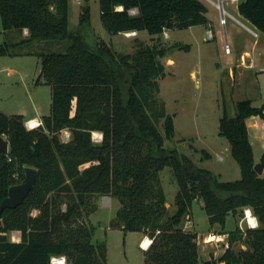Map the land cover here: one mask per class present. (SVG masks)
Listing matches in <instances>:
<instances>
[{
	"label": "trees",
	"instance_id": "obj_1",
	"mask_svg": "<svg viewBox=\"0 0 264 264\" xmlns=\"http://www.w3.org/2000/svg\"><path fill=\"white\" fill-rule=\"evenodd\" d=\"M239 11L264 32V0H240ZM208 12L202 0H100V18L110 33L146 30L160 40L168 28L209 24ZM69 15V0H0L3 29L29 32L0 42V56L31 54L17 48L37 41H68L65 50L38 52L37 82L52 86L43 125L29 129L23 114L0 110V136L10 144L8 152L0 150V204L17 183L15 172L24 179L26 166L38 169L25 200L0 214V264H54V256H65L67 264H108L107 242L95 239L96 226L87 219L102 196L120 203L114 226L151 237L146 264H264V175L254 168L246 123L252 115L264 118V104L241 99L235 116L221 117V134L242 176L220 180L165 145L175 134L174 117L159 99V79L166 74L160 57L167 48L124 53L104 39L90 44L83 34L69 31ZM90 23L87 5L79 24ZM64 129L71 132L67 140ZM94 131L103 133L101 141L93 139ZM166 167L179 186L174 211L161 177ZM196 199L203 200L212 225L224 226L229 214L242 217L251 208L260 227L238 224L228 231L223 253L204 258L198 232L184 227ZM13 231L20 240L12 239ZM237 242L245 247L235 249Z\"/></svg>",
	"mask_w": 264,
	"mask_h": 264
},
{
	"label": "rangeland",
	"instance_id": "obj_2",
	"mask_svg": "<svg viewBox=\"0 0 264 264\" xmlns=\"http://www.w3.org/2000/svg\"><path fill=\"white\" fill-rule=\"evenodd\" d=\"M202 1L208 6V15L214 20L210 21V25L168 28V34L163 32L160 40L146 30L133 35H127V32L110 33L100 18V0H69V31L83 34L90 44H96L98 40L104 39L118 52L134 53L139 48L154 45L158 48H167L165 56L160 57L165 65L166 74L159 79V99L165 102L167 112L174 117L175 134L172 138H166V147L176 148L180 153L188 155L197 165L212 170L220 180H237L242 176L241 167L231 154L228 138L221 134L220 119L225 112L229 116H235L237 101L245 98L248 93L243 89L244 82L240 80L241 77L238 73L234 76L227 65L229 54L225 49L224 32L221 31L218 37H215V31L213 38L208 36V29L213 28V23L223 30V24L219 21L221 11L214 3L218 0ZM87 5L90 6L91 23L80 25V17ZM226 7L230 9L229 5ZM2 29L0 16V42H3L5 37L1 32ZM247 33L240 34L239 40L245 39ZM64 43L67 45L68 41H37L17 48L30 49L31 54L5 56V59H13L17 63V65L11 64V67L24 73L27 71L29 76L26 80H10L7 83L4 78L6 72L0 75L1 109L8 114L25 113L26 118L34 115L43 118L50 113L52 86L46 82H37L41 71V57L38 52L65 50ZM171 59L174 63L170 62ZM159 124L164 131L163 122ZM255 128L261 129L260 135L264 139V126H251L253 133ZM69 133H71L69 129H64L61 133L62 138H68L66 134ZM4 137L7 138L6 135ZM263 142L261 138L254 139L252 146L256 159L263 154ZM204 151L209 155L207 156ZM14 176L16 184L23 182L20 171L15 172ZM161 177L167 193V204L171 211H174L178 183L169 167L161 172ZM119 207L120 203L116 198L107 196L99 198L97 209L87 218L96 226L95 239L107 242L108 264H146L145 250L140 243L142 234L138 231H125L122 227L112 224ZM245 211L242 217L229 214L225 225L216 223L217 228L228 232L235 229L242 221L246 229L248 219ZM184 227L199 231L198 243L202 257L206 258L209 254L218 251L220 255L225 250L227 238L205 240L211 234L220 233L210 229L212 225L202 199L193 202L192 211L185 217ZM14 236H20L19 231H13L12 239ZM241 246L245 247L241 242L234 244L235 249Z\"/></svg>",
	"mask_w": 264,
	"mask_h": 264
},
{
	"label": "crops",
	"instance_id": "obj_3",
	"mask_svg": "<svg viewBox=\"0 0 264 264\" xmlns=\"http://www.w3.org/2000/svg\"><path fill=\"white\" fill-rule=\"evenodd\" d=\"M239 2H233L231 0H224V3H223L224 8L231 14V16L228 17L226 25H222L223 30L222 28H217L215 23L212 24L213 28H209V29H212L213 32L215 31L214 32L215 37H218V34L220 35L222 32H224L225 41L226 42L228 41L232 48V51L228 53L229 58H228L227 65L229 69L232 71V74L236 76L238 73V75L241 77L240 80H243L242 82H244L243 89H246V93L248 94H246L247 96L243 99L249 98L252 100L254 105L261 106L262 104H264V32L260 31L255 25H253L247 18H245L240 13ZM226 5H229L230 9H228ZM209 18H210V21H214L210 16ZM210 24L211 22L207 25H210ZM248 27L256 30L258 34L255 35L253 32L249 30ZM1 32L5 36L2 41L6 39L20 40L29 34L27 28H25L22 32L17 29H9L6 31L2 29ZM136 32L137 34L140 33L138 31ZM164 32L168 34L167 29H165ZM243 32H246V33L250 32V34L247 33L248 35L246 34L245 39L239 40V35L242 34ZM5 56L7 55L0 56V75L6 72V75L5 76L3 75L5 78V82L9 83L10 80L17 81L18 79L26 80L29 76L28 72L26 71V73H24L22 70L20 71L17 68L11 67V64L17 65V63L13 61V59H5L6 58ZM8 56H12V55H8ZM15 56H24V55H15ZM170 62L174 63V60L171 59ZM1 82L2 81H0V85H1ZM0 110L5 112V110L1 108ZM22 114L24 116L26 115L25 113H22ZM30 118H37L38 120L42 119V117L38 115L30 116L26 119H30ZM246 123L248 126L249 136H250L252 145L254 143L255 138H261L262 140H264L262 136L260 135L261 129L255 128L254 133L250 129L251 126L255 127L257 125L263 127L264 118H262L259 115H252L246 119ZM263 147H264V142H263ZM261 157L259 159H256L254 157L255 162L261 161ZM262 175H264V173ZM210 229L213 231L214 230L219 231L220 234L218 235H220L222 238L225 237L228 240V232H223L225 230H221L217 228L216 223L213 224ZM138 232L142 234L140 243L144 247V250H145L148 247H145L143 245V241L146 237H149V238L151 237L141 231H138ZM197 232L199 233V231ZM218 252L215 254L211 253L206 258H210L211 255L219 256Z\"/></svg>",
	"mask_w": 264,
	"mask_h": 264
},
{
	"label": "water",
	"instance_id": "obj_4",
	"mask_svg": "<svg viewBox=\"0 0 264 264\" xmlns=\"http://www.w3.org/2000/svg\"><path fill=\"white\" fill-rule=\"evenodd\" d=\"M9 141L4 136H0V150L3 152L9 151ZM254 168L259 174L264 173V165L261 161L254 163ZM38 177V169L33 166L25 167V178L23 182L13 184L9 189V194L0 204V214L6 208H16L19 206L36 184ZM109 197V196H107Z\"/></svg>",
	"mask_w": 264,
	"mask_h": 264
},
{
	"label": "built area",
	"instance_id": "obj_5",
	"mask_svg": "<svg viewBox=\"0 0 264 264\" xmlns=\"http://www.w3.org/2000/svg\"><path fill=\"white\" fill-rule=\"evenodd\" d=\"M231 1L239 2L240 0H231ZM214 3L216 4L217 8H219L220 11H221V18H220L221 24L226 25L228 17L231 16V14L224 8V5H223L224 0H218L217 2H214ZM133 11H135V10H133ZM248 28L255 35L258 34V32L256 30H254V29H252L250 27H248ZM136 33H137L136 31H129L126 34L127 35H133V34H136ZM208 36H209V38H213L214 34H213V30L212 29H209ZM225 49H226V52H228V53H230L232 51V48H231V46H230L228 41L225 44ZM34 120H35V122H33ZM42 124H43L42 120H38L37 118H30V119H28L26 126L29 129H33V128H36V127H38V126H40ZM29 125H33V126L29 127ZM66 137L69 138L70 137V133L66 134ZM68 138H65V140H67ZM93 139L96 140V141H101L103 139V133L101 131H94L93 132ZM240 226L242 227V229H244L242 221L240 223ZM216 238H217V240H223L222 237H220V236H218L216 234L209 235L208 239L206 238L205 240L209 241V240H214ZM20 239H21L20 236H17V237L14 236L13 237V240H20ZM227 246H228V241L226 242V247ZM52 263H54V264H67V260H66L65 256H54V257H52Z\"/></svg>",
	"mask_w": 264,
	"mask_h": 264
},
{
	"label": "clouds",
	"instance_id": "obj_6",
	"mask_svg": "<svg viewBox=\"0 0 264 264\" xmlns=\"http://www.w3.org/2000/svg\"><path fill=\"white\" fill-rule=\"evenodd\" d=\"M33 125H29L31 127ZM253 210L251 208L246 209L245 216L248 218V227L252 229H256L260 227L259 219L255 216H253Z\"/></svg>",
	"mask_w": 264,
	"mask_h": 264
},
{
	"label": "bare ground",
	"instance_id": "obj_7",
	"mask_svg": "<svg viewBox=\"0 0 264 264\" xmlns=\"http://www.w3.org/2000/svg\"><path fill=\"white\" fill-rule=\"evenodd\" d=\"M33 122H35V120H34ZM253 216H254V215H253ZM151 242H152V239L149 238V237H146V238L144 239V241H143V245H144L145 247H149L150 244H151ZM141 246H142V245H141Z\"/></svg>",
	"mask_w": 264,
	"mask_h": 264
}]
</instances>
